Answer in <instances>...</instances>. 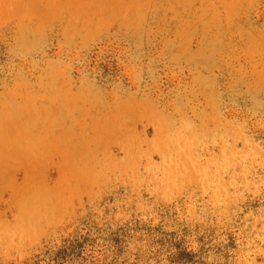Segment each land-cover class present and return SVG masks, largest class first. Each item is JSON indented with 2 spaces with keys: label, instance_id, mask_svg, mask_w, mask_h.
<instances>
[{
  "label": "rangeland",
  "instance_id": "rangeland-1",
  "mask_svg": "<svg viewBox=\"0 0 264 264\" xmlns=\"http://www.w3.org/2000/svg\"><path fill=\"white\" fill-rule=\"evenodd\" d=\"M0 264H264V0H0Z\"/></svg>",
  "mask_w": 264,
  "mask_h": 264
}]
</instances>
